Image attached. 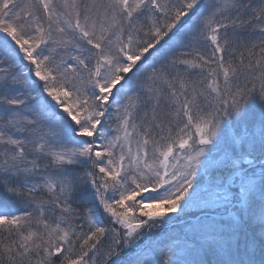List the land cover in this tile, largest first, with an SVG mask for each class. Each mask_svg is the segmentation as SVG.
Listing matches in <instances>:
<instances>
[{"label":"snow or ice","instance_id":"6c2138e0","mask_svg":"<svg viewBox=\"0 0 264 264\" xmlns=\"http://www.w3.org/2000/svg\"><path fill=\"white\" fill-rule=\"evenodd\" d=\"M0 264H264V0H0Z\"/></svg>","mask_w":264,"mask_h":264},{"label":"rangeland","instance_id":"374dc122","mask_svg":"<svg viewBox=\"0 0 264 264\" xmlns=\"http://www.w3.org/2000/svg\"><path fill=\"white\" fill-rule=\"evenodd\" d=\"M181 233V225L179 222H177L176 225L173 227L167 229V232L165 233V238L172 237V236H178Z\"/></svg>","mask_w":264,"mask_h":264}]
</instances>
